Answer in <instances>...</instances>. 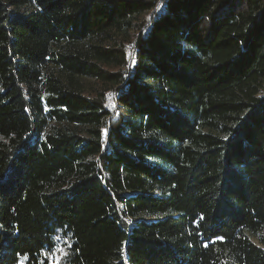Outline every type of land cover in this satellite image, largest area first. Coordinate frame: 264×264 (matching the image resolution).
Segmentation results:
<instances>
[{
	"label": "trees",
	"instance_id": "16d2710c",
	"mask_svg": "<svg viewBox=\"0 0 264 264\" xmlns=\"http://www.w3.org/2000/svg\"><path fill=\"white\" fill-rule=\"evenodd\" d=\"M261 232L264 0H0V264H264Z\"/></svg>",
	"mask_w": 264,
	"mask_h": 264
},
{
	"label": "rangeland",
	"instance_id": "374dc122",
	"mask_svg": "<svg viewBox=\"0 0 264 264\" xmlns=\"http://www.w3.org/2000/svg\"><path fill=\"white\" fill-rule=\"evenodd\" d=\"M55 66H56L55 63L50 62L47 66V69H49L51 71L54 69ZM83 81L85 83L84 89L86 90L87 93L96 91L97 83L95 82V79L87 77V78H83ZM203 131L208 132V133L210 132L213 134H217V135H220L222 137H226V134L222 133L218 129L205 127V128H203ZM248 235L250 236V238L253 240L254 243L261 246L260 237L262 235H264V232L260 233L261 236H259V235L253 236L250 234H248ZM56 241H57L56 249L52 253L45 255V257L48 258L50 264H63L65 257L68 254V248L70 246V243H69L68 239H66L65 237H61V236H57ZM20 264H24L23 261Z\"/></svg>",
	"mask_w": 264,
	"mask_h": 264
}]
</instances>
